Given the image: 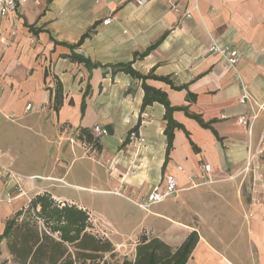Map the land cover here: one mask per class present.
<instances>
[{
	"label": "crops",
	"instance_id": "0c3cea01",
	"mask_svg": "<svg viewBox=\"0 0 264 264\" xmlns=\"http://www.w3.org/2000/svg\"><path fill=\"white\" fill-rule=\"evenodd\" d=\"M134 1L27 0L4 19L0 114L12 121L32 114L28 128L37 130L46 148L54 146L52 151L66 159L83 152L81 158L90 160L85 175L97 185L67 182L76 158L68 167H59L62 160L57 158L58 167L46 174H22L14 167L19 155L0 142V234L44 193L62 207L88 211L51 191L56 183L128 200L111 192L147 197L156 187L163 190L167 176L173 175L178 191L168 198L171 204L164 212L149 209L168 199L147 209L138 206L150 212L152 220L144 218L137 235L127 239L122 233L112 237L104 232L119 258L133 260L143 237H158L177 249L196 232L199 241L186 264H264V0H149L145 6ZM173 3L182 7L180 13L172 10ZM107 18L112 22L104 25ZM86 33L80 46L69 47ZM214 42L240 50L237 71L209 52ZM73 54L99 66L89 69ZM143 84L164 92L177 109L172 117L179 128L168 155L166 108L159 102L142 108ZM58 86L61 106L55 110ZM243 86L250 96L247 104L239 101ZM252 114L256 118L250 126L239 122ZM95 124L108 134L95 138ZM135 127L146 138L145 146L126 142ZM85 146L92 150L89 155ZM36 149L34 144L32 157ZM205 165L212 167L206 184L199 177ZM2 167L23 177L25 195L12 203L4 199L9 187ZM127 252L133 257L126 258Z\"/></svg>",
	"mask_w": 264,
	"mask_h": 264
},
{
	"label": "trees",
	"instance_id": "16d2710c",
	"mask_svg": "<svg viewBox=\"0 0 264 264\" xmlns=\"http://www.w3.org/2000/svg\"><path fill=\"white\" fill-rule=\"evenodd\" d=\"M89 34L86 33L78 44L69 45V47L72 49L77 48ZM157 45L158 43L149 48L143 56L147 55ZM72 58L84 62L89 69L99 66L98 64H92L89 59L81 55L73 54ZM120 67L132 76L135 75L143 80L147 78L135 72L128 65H121ZM143 88L145 97L142 108H146L154 102H159L166 108L165 119L167 120V127L165 135L167 136L168 155L173 148L174 131L179 128V124L172 117L173 112L177 109L170 106L167 95L164 92L151 88L146 84H143ZM61 93L62 88L58 86L55 110H58L61 106ZM85 108L86 101L84 100L82 112H84ZM133 130H138V128L135 127ZM83 131L87 135L88 141L93 142V137L89 131L86 129ZM126 142H129V139ZM51 203H53L52 199L49 195H46L37 196L31 205L33 210H36L41 205L42 213L44 210L47 211L49 217L58 218L61 223L66 219L67 223L64 226L54 229L55 232L61 233L59 237H55L53 233L41 230L34 219L27 220L16 217L7 222L5 231L0 234V245L3 240H9V249L15 260L20 264H63L65 262L73 264L74 260L97 264L104 261L106 256L111 259L118 257L116 248L110 240H100L91 232L86 231L87 214L85 212L74 206H65L61 210L55 208L51 210L49 209ZM198 241V233L193 232L180 247L173 249L158 237L149 239L143 237L135 247L134 259H125L123 264H186L191 258ZM71 247L74 249L73 252L70 250Z\"/></svg>",
	"mask_w": 264,
	"mask_h": 264
},
{
	"label": "rangeland",
	"instance_id": "374dc122",
	"mask_svg": "<svg viewBox=\"0 0 264 264\" xmlns=\"http://www.w3.org/2000/svg\"><path fill=\"white\" fill-rule=\"evenodd\" d=\"M12 117L13 116H11V118ZM33 117L34 116L31 114L24 120H19L16 118L14 121H12L13 118L6 119L4 115L0 114V142L5 148L7 147L11 149L10 153L14 154L15 156L17 154L19 155V159L14 166L15 169L20 171L22 174H28L33 171L46 174V171L48 172L58 167V164L56 163L57 158L62 160V163L59 164V167L64 165L67 167L70 166L73 158H76L71 168L72 175L71 177L67 178V182L70 184L82 185L86 187H93V185H97L85 175V166H88L90 160L85 156L81 158L83 152L79 151L75 154V157L70 156V159H66L64 157L65 155L61 154L60 151H52V147L54 146L46 148L41 138L36 135L35 132L37 130L32 131L28 128L30 126L29 121L32 120ZM34 144H37V149L35 150V156L32 157L31 154L33 153ZM69 144L70 142L65 143V148ZM89 149L90 146H85L87 155L92 152V150ZM42 185L44 187L46 185L45 182ZM58 185L60 186L58 187ZM50 190L57 194L65 195L76 203L83 204L84 207H86L89 211H83L87 214V228L90 230L89 232L94 234L100 240L105 239V231L112 237H116V235L120 233L125 234L128 239L129 237L137 235V228L140 227V224L144 218H149L152 220V217H150V212L148 213L147 211L139 208L137 205L121 197L99 194L92 191L83 192L57 183L54 184L53 188ZM46 195H49L53 201V203L50 204L49 209L52 210L55 208L61 210L64 208V206L62 207V205L57 203L50 194L44 193L40 196ZM170 201L171 199H168V201L159 206H151L149 211L164 212L168 205L171 204ZM30 206L32 208V205ZM31 208L24 212L21 219H34L37 226L41 230L47 233H53L55 237L61 235L60 232H55L54 229L64 226L67 223L66 219H64L61 223L60 219L49 217L47 215V211L44 210L42 213L41 205L33 211ZM88 213H90L92 217ZM143 224L144 226L148 225V223L145 222H143ZM0 250V264H20L17 260H15L14 255L9 249V240H6L2 244ZM70 250L73 252V247H71ZM126 254L129 255V257L126 258L133 257L132 253L127 252ZM122 259H125V257L121 256L120 258L118 257L116 259H111L108 256L107 259H104V261L97 264H120ZM63 264L69 263L65 262ZM73 264L90 263H83L74 260Z\"/></svg>",
	"mask_w": 264,
	"mask_h": 264
},
{
	"label": "built area",
	"instance_id": "2783aa9c",
	"mask_svg": "<svg viewBox=\"0 0 264 264\" xmlns=\"http://www.w3.org/2000/svg\"><path fill=\"white\" fill-rule=\"evenodd\" d=\"M173 1V0H170ZM27 0H0V42L3 41L1 37L2 33V23L4 19L9 16L10 14H15L19 8L23 7ZM149 3V0H135L133 2V5L136 6H145ZM172 10L180 13L182 11V7L179 4L173 3ZM185 17L187 19L192 18V15L190 12L184 13ZM112 19L107 18L104 20V25L111 24ZM209 52L214 55H219L229 66V68L237 71V68L241 62V55L240 50L230 44L221 45L216 42L213 43V45L209 48ZM243 92L244 94L240 97L239 101L241 104H247L250 101V96L247 94L246 88L243 86ZM0 105H1V99H0ZM28 110H32L33 106L32 104L27 105ZM143 119H146L148 117V114L143 113L142 115ZM256 118L255 114H252L251 116L244 115L239 119V122L245 126H250L253 122V120ZM92 134L95 138H100L102 136H105L108 134V131L98 124H95L92 127ZM129 142L132 144L138 145V146H145L146 144V138L140 133V130H131L129 132L128 138ZM178 170L183 172V168L178 167ZM2 177L6 182V187H9L7 191L5 192L4 199L12 203L17 198H20L25 195V191L23 190L22 186V176L15 173L13 170L9 168L2 167ZM212 171V167L210 165H205L201 167L200 169V178L202 180V183L206 184L209 182V175ZM178 191V180L175 176L169 175L166 178V184L165 188L163 190L159 189L158 187L154 188L152 192L147 197H141V198H131L124 194L121 190L115 189L111 193L122 196L124 198H127L131 202L135 203L137 206L141 208H149L151 205L159 204L166 199L174 196Z\"/></svg>",
	"mask_w": 264,
	"mask_h": 264
}]
</instances>
